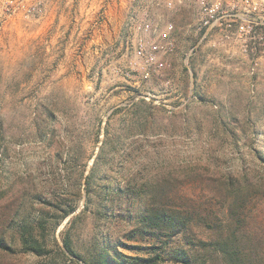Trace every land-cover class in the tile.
Returning a JSON list of instances; mask_svg holds the SVG:
<instances>
[{"label":"rangeland","instance_id":"1","mask_svg":"<svg viewBox=\"0 0 264 264\" xmlns=\"http://www.w3.org/2000/svg\"><path fill=\"white\" fill-rule=\"evenodd\" d=\"M39 1L40 14L21 10L0 27V235L10 246L0 264H88L104 250L182 264L164 237L139 229V188L149 204L193 216L186 237L239 230L264 264V59L203 39L195 0H181L149 14L174 23V50L147 74L133 1L23 3ZM21 224L43 254L25 250Z\"/></svg>","mask_w":264,"mask_h":264},{"label":"built area","instance_id":"2","mask_svg":"<svg viewBox=\"0 0 264 264\" xmlns=\"http://www.w3.org/2000/svg\"><path fill=\"white\" fill-rule=\"evenodd\" d=\"M137 6L132 11L144 13L137 28L144 33L135 47L136 66L142 72L149 73L151 68L159 70L164 66L161 56L174 50L171 33L172 21L161 25V18H151L153 10L172 9L181 0H131ZM197 22L203 32V39L215 44L235 45L245 58L253 61L264 59V0H195ZM108 11L109 2L102 5ZM23 10L26 17L36 16L44 10L42 2L24 6L23 0H0V27L9 17ZM158 31V39L147 37Z\"/></svg>","mask_w":264,"mask_h":264},{"label":"trees","instance_id":"3","mask_svg":"<svg viewBox=\"0 0 264 264\" xmlns=\"http://www.w3.org/2000/svg\"><path fill=\"white\" fill-rule=\"evenodd\" d=\"M142 191L143 190L140 188L139 190H133L135 194L138 193V195H140L145 203L144 209H142L139 214L140 225H142L139 229L145 234L152 231L159 238L164 237L161 247L163 249L165 247L170 248L169 251L171 257L175 261L181 262L182 264H207V260L209 259L207 255H204L203 253V255H201L199 248L196 249L195 247H205L204 249H207V247H213V252L210 256H214V254L219 255L225 264H254L253 261H251L252 256L250 257L249 252L245 250L243 243L239 238V230L234 229L228 231L226 234L223 233L220 239L213 242L203 239H197L195 242L191 235H188L187 237L185 236L187 232H189L191 222L194 220L193 216L188 214L186 209L171 208L165 205H156L154 203L149 204L147 202L146 191L145 194ZM234 198L237 200V194H234ZM135 232L136 230L133 233ZM20 234L22 245L25 250L34 251L40 255L46 251V248L43 246L39 237L34 236L33 226L21 224ZM177 236L180 241L185 239L186 242H180L181 244L172 246L171 241L174 240V238H177ZM65 246L68 251L74 253L69 242L66 241ZM0 248H10L2 235H0ZM123 255L124 254L121 252H118V254H112L109 250H104V252H101L96 259L88 261V264H131V262H127L125 258L123 260L122 257H125ZM162 259H164V256L161 254H158L151 259L137 258V260L142 262H152V264H157Z\"/></svg>","mask_w":264,"mask_h":264}]
</instances>
